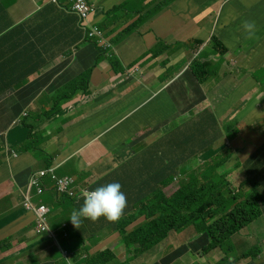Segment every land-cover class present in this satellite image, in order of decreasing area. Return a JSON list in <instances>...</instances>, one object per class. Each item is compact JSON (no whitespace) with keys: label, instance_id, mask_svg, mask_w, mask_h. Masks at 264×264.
<instances>
[{"label":"crops","instance_id":"0c3cea01","mask_svg":"<svg viewBox=\"0 0 264 264\" xmlns=\"http://www.w3.org/2000/svg\"><path fill=\"white\" fill-rule=\"evenodd\" d=\"M88 1L96 9L91 24L103 31L116 68L102 61L92 70L87 94H77L53 117L14 125L18 113L47 112L56 90L61 97L72 81H84L83 72L93 63L88 53L96 47L71 11L74 0H0V243L6 244L0 264H84L104 249L115 258L107 264H144L148 255L161 251L134 257L119 233L99 234L115 223L104 217L95 222L81 218L80 228L74 227L69 218L82 201H61L50 190L41 201L57 207L51 229L65 238L67 224L68 237L76 239L69 255L61 253L50 236L35 233V216L20 196L32 173L51 164L60 165L58 174L73 177L79 188L116 182L124 172L119 165L134 169V148L138 152L158 137L151 133V142L127 144L131 136L136 143L157 130L137 120L130 131L113 133L149 105L155 108L153 116L166 114L172 122L192 116L189 125L198 114L220 124L224 136L217 146L231 148L237 131L264 133V0ZM245 20L255 21L251 37L242 27ZM194 62L205 66L199 89L191 73ZM40 80L46 81L42 93L33 95L31 87L19 98L21 90ZM183 101L191 103L190 109H183ZM173 128H178L174 122ZM39 151L51 161L39 158ZM263 253L255 264H264Z\"/></svg>","mask_w":264,"mask_h":264},{"label":"trees","instance_id":"16d2710c","mask_svg":"<svg viewBox=\"0 0 264 264\" xmlns=\"http://www.w3.org/2000/svg\"><path fill=\"white\" fill-rule=\"evenodd\" d=\"M31 39L34 38L31 37ZM92 41L96 49L88 53L93 63L85 68L84 81H72L67 85L63 90L64 94L60 97L61 100L57 101L52 111L59 109L62 103L72 100L79 92L87 94L92 70L102 61L108 59L112 68H116L118 61L112 55H108L106 50L98 48L97 41ZM218 44L221 45L219 41ZM221 46L224 50L223 45ZM191 69V73L197 77L199 84L202 83L201 79L205 77V66L200 62H194ZM199 84H197L198 89ZM208 126L215 128L217 124L208 122ZM206 135L207 131L201 124L192 125L190 135L182 131L181 148L184 149V146L192 142L196 136ZM218 139L214 136L205 146L200 147L202 155L212 152L214 156L212 161L204 163L203 166L197 161H191L195 155L194 152H190L187 159L183 156L177 161H171L164 171L157 170L154 173L146 174L143 171L128 170L124 168L126 164L119 165V171H124L119 177L127 191L129 207L117 229L122 238L124 237L122 242L128 253H133L136 257L143 255L154 250L168 238L172 231L182 232L192 226L196 231V238L163 257L162 264H172L188 252L206 256L215 250L223 252L224 257L214 264H235L242 259H251V264H255L254 261L262 250L261 246L253 245L249 250L238 255L235 253L231 239L236 236L237 246L248 244L249 240L242 235L241 230L264 216V144L241 163L246 178L237 189H234L227 175L231 168L230 160L235 153L226 147L213 150L212 146ZM177 149H180L179 143H177ZM143 154L145 155V150ZM187 160L189 162L185 164ZM222 167V172H219ZM130 173H139L146 179L153 192L152 197L148 195L151 190L146 191L141 188ZM180 174L184 176L179 181L180 187L171 196L160 191L158 187L164 190ZM148 209L152 211L151 216L148 215ZM146 216L148 221L145 224L149 227L144 234L142 230L145 224L142 227L139 226L140 228L129 229L130 225ZM5 245V242L0 243V249L3 250ZM112 257L113 254L105 250L90 258L87 257L84 264H107Z\"/></svg>","mask_w":264,"mask_h":264},{"label":"clouds","instance_id":"9594fccd","mask_svg":"<svg viewBox=\"0 0 264 264\" xmlns=\"http://www.w3.org/2000/svg\"><path fill=\"white\" fill-rule=\"evenodd\" d=\"M54 1L56 2L57 0H54ZM84 1L87 2V5L92 10L90 12V14H89L88 21H86V22L82 21V19L79 16V14L74 10V7L77 5L79 0H74L73 6L71 8V11L77 15V17L79 19V25H80V27L82 29L85 30L87 38L90 39L91 41L92 40L97 41V44H103V41H104L103 31L98 26H93L91 24L92 23V19L91 18L93 16V14L95 13L96 9H95L93 4L89 3L88 0H84ZM242 27H243L245 33L249 37L254 35L255 29H256L255 21L245 20L242 23ZM94 29H98L101 32V35L100 36H90L91 32ZM109 46L110 45L108 43L103 44V49L106 50V49H108ZM107 54H108V52H107ZM46 63L47 62H46V59H45L44 63L42 65H45ZM49 75H50V72H49L48 76ZM194 79H195V76H194ZM195 81H196L197 84H199L198 80H195ZM1 85L3 87H6V84H1ZM199 85L201 86V83ZM45 86H46V81L45 80H40L36 84H32V86L28 85L27 87H25L23 90H21L19 92V96H20L19 98L21 99V95L23 96L25 94V92H27V91L29 92V90H31V87H32V90L34 92V93H32L33 95H35L36 93L37 94L38 93H42L45 90ZM57 92H60V88L58 90H56V92L54 94H52V96H51L52 101L60 99V97L58 96ZM79 93L86 94L84 92H79ZM74 98L72 100H74ZM22 99H23V97H22ZM34 99H35L34 97L28 98L24 102V106L27 107L28 104L31 101H33ZM72 100H70V101H72ZM70 101H68V102H70ZM68 102H66V103H68ZM66 103H62L60 105L59 111L62 110V107ZM183 106H184V109L185 108L186 109H190L191 103L183 101ZM52 110H53V107L47 112H35V111H33V112H28L27 113V111H24V112L21 113V116L20 115H16L17 118H16V120L14 121L13 124L14 125H19V124L24 123V122L27 123V120L32 117V114H35V116L37 118L36 121H39V120L43 121L46 118L45 115H49V116L53 117L54 115H56L58 113V111L54 112ZM18 116H20V117H18ZM208 122H210L209 119H207L206 117H199V115L196 114L195 117L193 118V121L191 123H189V125H186V124L182 125V131H185L187 134L190 135L191 134L192 125L201 124L203 126V128H205V130L207 131V135L206 136H202V137H198V136H196V137L204 139L206 144H207L208 140H211L214 136H216L219 139L213 144L212 149L215 150V149H217L219 147H224V146H217L218 142L223 138V131L221 129V125L217 124V127L214 128L213 126H211V127L208 126ZM168 123L171 125L172 129H174L173 128V122L172 121H168ZM156 132H157V130H154V132L148 131V132L145 133V135L142 138H140L138 140L144 139L145 137L148 138L149 136H147V135H149L151 133H156ZM234 135H238V131L235 132ZM234 135L231 138V143L233 141ZM263 135H264V133H263ZM160 140H161V138H157L156 141L151 143L149 146L152 147V146L156 145ZM182 141H183V139H182ZM166 142L169 145L172 144L173 148H177V143H179L178 141L172 143V140H169V141H166ZM181 144L182 143H179L180 147H181ZM263 144H261L259 147H257V150L255 152H257L259 150V148ZM146 146L144 148H146ZM215 146H217V147H215ZM226 148L229 151L231 150V152L235 153L232 148H229V147H226ZM141 150H142V148L140 149V152H141ZM24 151H27V150H24ZM201 152H202V150L199 149L196 152H194L195 155L193 156V158H195V161H197L199 163V165L203 166L204 163L212 161V159L214 157L212 152H207V153H205L203 155H202ZM255 152H253V153H255ZM206 154H209V155L207 156ZM12 155L16 156L15 153H12ZM142 155H144L143 151L140 154H136V159L133 161L134 163H136V165L134 166V169H132L133 171H143L146 174H148V173H154L157 170H159V169H157V167L159 165L158 157L160 156V153H155V155L153 156L152 160H150V158L146 157L145 155H144L143 158H141ZM187 158H188V156L185 157V159H187ZM51 159L52 158L50 156V158H48L46 160L47 161H49V160L51 161ZM234 159H237L236 153H235V156H233L232 159L230 160V163ZM171 161H177V160H171ZM171 161H169L167 164H169ZM191 161H193V160L191 159ZM241 163L242 162L236 164L234 167L231 166V168H229L230 171H229V173L227 175V179L228 180H229L228 177H229V175H230L232 170L234 172H236L239 169H243L242 173H244V168H243ZM152 164H153V166H152ZM166 165L164 166L163 171L165 170ZM59 167H60V165L51 164L49 166H46L44 169H40V170L32 173V175L28 179L27 184L23 188H21L20 196H21V199H22V205L25 208V210L32 212L34 214V216H35V233L37 235H48L51 238H57V239L64 238V237H58V235L51 229V226H49V224H48V216L51 214L52 208H51V206L49 204H45V203H43L41 201V198L44 197L48 191L51 190V191H53L55 193L57 198L59 200H61V201H65L64 199H69V200L73 201L75 204H78L79 202L82 201L81 207L79 208V210H74L71 213L70 218H69L71 220V222H72L74 227L80 228V225H81V222H82L81 218H84V219L91 220V221L95 222L99 218L104 217L108 222H113V223L115 222L114 226L112 228L114 230H117V233H119V235L121 237V241H122V239L124 237L122 238V235H121L120 231L117 229V227L121 224V220L126 215V211H127L128 207H129V202H128V197H127V191L124 188L123 183L121 182V178L118 176L116 182H111V183L106 182V183H103V184H98L95 187L92 186V187L79 188L76 185V181H75V179L73 177L60 176L58 174ZM132 168H133V166H132ZM42 173H44V175H42ZM130 174H131L132 178L136 182H138V184L141 186V188L145 189L146 191L151 190L150 185L146 182V179L141 174H139V173H130ZM179 176H182V175L180 174ZM179 176L175 177V179H174L172 184L177 182ZM35 179L38 180V183H39L38 186L33 184V180H35ZM243 180L244 179H241L239 184ZM179 181H180V179L177 182L178 183V187H179ZM229 182H230V180H229ZM239 184H238L237 187H234L233 185L232 186H233L234 189H237L239 187ZM178 187H177V189H178ZM167 188H165V189H167ZM39 189H41V192H39ZM165 193H166V191H165ZM166 195H167V193H166ZM171 195H167V196H171ZM41 208H44V211H41ZM147 221H148L147 220V216L145 218L141 217L139 220L134 222L136 224L135 227H139V226L142 227L143 224H145ZM189 228H192L194 230V233H195L194 236L195 237L193 239H191L190 241H188V242L181 243L172 252H170L169 255L171 253H173L174 251L178 250L183 245H186L187 243L193 241L196 238L197 234H196V231H195L194 227L191 226ZM189 228H187L186 230H188ZM184 231H182V232H184ZM125 232L128 233L127 230H125ZM172 232H175V231H172ZM182 232H175V233H182ZM63 235L65 236V238H67L68 235H69V228H68L67 224L64 226ZM160 244H162V243H160ZM160 244L158 246H160ZM105 250H109V249H104V250H102L100 252H103ZM154 250H156V248ZM160 250L162 251L161 247H160ZM215 251L209 253L206 256H201V255H198V254H193L191 252H188V253L184 254L183 256H181L180 258H178L175 261H179L183 257L189 255L191 257L189 258L188 263H190V264H200V262H199L200 258L206 257L208 260H210L211 257L215 258L214 255H217L216 258H215V261H210L209 263H205V264H214L217 260H220L221 258L224 257V253L223 252H221L219 250H215ZM214 252H215V254H214ZM64 253L69 255L68 252H64ZM97 253H99V252H97ZM146 253H148V252H146ZM129 254H133V253H129ZM167 255H165V256H167ZM165 256H163V257H165ZM134 257H136V255H134ZM137 257H139V256H137ZM163 257L158 259V261L153 262L155 260V253H152V254H150L147 257L148 259L146 260V262L144 264H162L161 260H162ZM258 260H259V257L254 261V263H256ZM242 262H245L244 264H251V259H242V260H239V261L235 262V264H241Z\"/></svg>","mask_w":264,"mask_h":264},{"label":"rangeland","instance_id":"374dc122","mask_svg":"<svg viewBox=\"0 0 264 264\" xmlns=\"http://www.w3.org/2000/svg\"><path fill=\"white\" fill-rule=\"evenodd\" d=\"M61 99H57L52 101V107H55V104L57 103V101H59ZM155 108L152 106H147L146 108L140 110L139 113H137L132 119H130L128 122L123 123L122 125H120L118 127V129H116V131L113 133V135L116 134H122V133H126L127 131H130V127H131V122H133L134 120H137L138 123H142L145 125H151L152 127H157V132L156 135L158 138H161V140L154 146L150 147L149 145H145L146 148H142L141 152L143 150H145V156L149 157L150 160H152L153 156L155 155V153H160V156L158 157V162L159 165L157 167V169L159 170H163L164 166L171 160H177V159H181L183 156H189L190 152H196L197 150L200 149V147H203L206 145V142L204 139L195 137L193 139L192 142H189L188 144H186L184 146V149L180 147V149L177 148H173L172 144H168L166 141L172 140V143L178 141L180 139V129L179 127H181L183 124L187 123V120L191 119L192 116H189V118H185L182 121H173L174 122V126L178 127L176 130L172 129L171 125L168 123V121H171L170 119H168V116L166 114H158L156 116H153L152 111ZM184 109V106H183ZM59 111V109L55 110L54 112ZM36 116L35 114H32V121H36ZM137 123V124H138ZM248 130L246 129L245 131L240 132V134L238 135V137L233 140V142L231 143V148L233 149V151L236 153L237 155V159H234L231 163V166L234 167L236 164L240 163V162H244L253 152H255L257 150V147H259L261 144L264 143V135L263 134H250L248 133ZM247 134V141L246 143H243L242 140L245 138ZM224 136V134H223ZM233 136V135H232ZM133 137V136H131ZM128 138L127 139V144H129L132 147H135V145H137V143H139L137 140L136 143H133V140L137 139V138H132L131 139ZM146 138V137H145ZM143 139L145 142H151L154 137H148L146 139ZM217 147V146H215ZM239 149V150H238ZM242 149V150H241ZM134 153L135 154H140V150L137 152V148H134ZM38 157L41 159H48V155H46L45 153H43L42 151H39L37 153ZM144 155L141 156V158H143ZM136 159V158H135ZM193 161H195V158H192ZM189 161L187 160L185 164H187ZM126 168V166H125ZM222 168L219 169V172H222ZM243 169H239L236 172H234L233 170L231 171L230 175H229V180L231 182V184L234 187H237L240 180L241 179H245L246 175L244 173H242ZM184 176H179L178 180L183 178ZM177 180V182H178ZM175 182L174 184H171L167 189H162V187H158L160 189V191H166L167 195H171L172 193L175 192V190L178 187V183ZM179 187H180V183H179ZM178 187V188H179ZM148 195L152 197L153 192L152 190L148 192ZM47 200L50 201V198H46ZM69 200V199H64ZM146 205L148 206V201H146ZM52 208V212L51 214L48 216V224L49 226H52L56 223L57 221V214H58V210L57 207L55 205L51 206ZM68 208L69 210H72L73 208L71 207H65ZM151 209H148V215L151 216ZM144 229L142 230V233L144 234L145 231L148 229V225L145 224L144 225ZM110 230H108L106 232V228H102V230L99 231V234H102V236H105L106 234L112 233V232H117V230H114L112 227H109ZM144 231V232H143ZM242 235H244L246 238H248L249 243L246 245H241V246H237L235 244V239L236 236H234L231 239V243H233L234 247H235V253L236 254H241L244 251L249 250L253 245H260L261 248L264 250V216L259 217L257 220H255L251 225H249L248 227L244 228L243 230H241ZM194 230L192 228H189L188 230H185L182 233H175L172 232L168 238L162 242V244L158 247H156V249L158 248H162V256H161V251L156 250L155 251V256L156 258L161 256H165L167 254H169L170 252H172L177 246H179L181 243L183 242H188L191 239H193L194 236ZM53 240V246L54 248L60 249L61 253L63 252H70V248L72 246L75 245L76 239L73 236H69L66 239L65 238H51ZM263 239V240H262ZM47 250L50 251V243H48L47 245ZM220 251V250H219ZM216 252V251H215ZM214 252V254H215ZM264 255V253H263ZM149 256V255H148ZM147 256V257H148ZM215 258L217 255H214ZM116 257V256H115ZM146 257V258H147ZM191 256L187 255L185 257H183L181 260L177 261L176 264H190L188 263V260ZM145 258V259H146ZM214 257H211L210 260H208L206 257H202L199 259L200 264H205V263H209L210 261H215ZM113 259L110 258L109 260ZM108 260V261H109ZM115 258L112 260L114 261ZM157 260H154L153 262H156ZM245 262H242L241 264H244Z\"/></svg>","mask_w":264,"mask_h":264},{"label":"built area","instance_id":"2783aa9c","mask_svg":"<svg viewBox=\"0 0 264 264\" xmlns=\"http://www.w3.org/2000/svg\"><path fill=\"white\" fill-rule=\"evenodd\" d=\"M74 10L79 14L81 17L82 21L86 22L88 21L89 14L92 11L91 8L87 5V2L84 0H79L77 5L74 7ZM101 32L98 29H94L90 36H100ZM44 175V173H42ZM33 184L39 185L38 180H33ZM39 192H41V189H39ZM41 211H44V208H41Z\"/></svg>","mask_w":264,"mask_h":264}]
</instances>
